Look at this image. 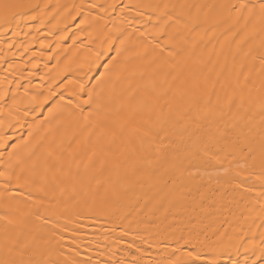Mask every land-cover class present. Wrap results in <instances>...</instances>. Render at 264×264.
Listing matches in <instances>:
<instances>
[{"label":"bare ground","instance_id":"bare-ground-1","mask_svg":"<svg viewBox=\"0 0 264 264\" xmlns=\"http://www.w3.org/2000/svg\"><path fill=\"white\" fill-rule=\"evenodd\" d=\"M32 2L0 19V241L47 264L196 260L261 191L264 30L233 7L249 0ZM247 223L254 245L230 255L251 262L264 229Z\"/></svg>","mask_w":264,"mask_h":264},{"label":"snow or ice","instance_id":"snow-or-ice-1","mask_svg":"<svg viewBox=\"0 0 264 264\" xmlns=\"http://www.w3.org/2000/svg\"><path fill=\"white\" fill-rule=\"evenodd\" d=\"M238 10L239 13H247V19L252 21H257L260 23L262 30H264V0H258V2H245L240 3L238 5L233 6ZM28 9L31 12H39L40 4L33 3L32 0H28V2H22V0H0V19H3L4 25L12 23L15 21V18L19 15L24 14L23 10ZM175 22V21H174ZM2 26V25H0ZM119 44L121 48L124 45V39L120 36L117 37H109V46L112 44ZM117 57L120 56V49H115ZM169 56H175L177 52H169ZM103 55V53L98 54L97 59ZM262 69H264V56H262ZM109 71L108 67L104 68V73H101V79H103L104 74ZM248 77H245V81L247 82ZM239 99V103L237 104V100ZM91 101V95L89 94V101ZM220 97L217 96V103H219ZM207 101L206 103H210ZM198 104V101H196ZM227 103L229 106L232 104H237L238 108L243 107V99L237 95V93H233L231 97L227 98ZM262 111H264V103H262ZM202 115V110L193 105V115L189 117V119H198ZM159 120L160 117H157ZM262 123H264V117H262ZM148 133H145L147 136ZM210 160L215 161V163H220V156L216 155L214 157H210ZM190 166H196L195 164H190ZM261 173L259 176L261 191L259 194V198L252 203V207L249 209V216L244 217L243 221H236L235 223L225 221L227 227L221 225L223 230L217 229L213 232V235L216 237L213 246L208 247L206 250H194L193 253H189V257L195 255L197 257L196 260L189 259L186 264H264V232H261V241H260V255L257 259L249 262L248 257L245 255L243 261L239 259H235L230 255V252L235 250L236 254L239 255V249L244 248L245 253H247L248 249L254 245V240L249 242L245 240V230L248 228V220L252 219V213H255L256 216L260 220L259 228L264 229V153L261 155L260 160ZM170 171H173L177 174L178 177L184 176L185 172L182 166H177L175 164L172 165ZM225 173H227L228 169H224ZM3 175V173H0ZM187 175L191 177L193 175L192 172H187ZM165 187H167V181H163ZM242 186V185H241ZM176 180H172V188L167 191L161 190L158 192L157 198L159 199L161 206H163V201L167 200L169 203L179 198L180 193L175 190ZM250 192L255 194V188L251 187L249 189ZM258 210V211H257ZM7 220V217L4 218ZM9 225L15 223L14 221H7ZM255 224V220L252 221ZM189 242L185 241L187 245ZM29 251V245L25 242L22 243L18 237L14 238L11 236L7 229L4 230V239L0 241V264H47L46 261H36L30 255L28 259H24V254ZM255 253H253L254 255ZM227 257V259H224ZM83 264H91L90 261H84ZM110 264V262H109ZM133 264H139V261H134Z\"/></svg>","mask_w":264,"mask_h":264}]
</instances>
